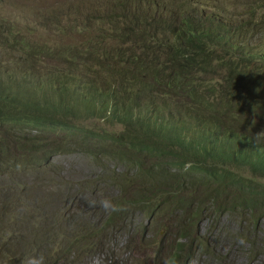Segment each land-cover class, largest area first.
<instances>
[{"label":"trees","instance_id":"1","mask_svg":"<svg viewBox=\"0 0 264 264\" xmlns=\"http://www.w3.org/2000/svg\"><path fill=\"white\" fill-rule=\"evenodd\" d=\"M159 1L117 0L102 18L111 27L87 40L76 63L60 50L63 66H38L34 56H44V43L24 37L15 41L27 68L0 63V178L34 173L32 187L46 189L53 180L42 175L61 180L53 156L80 150L100 166L85 189L113 188L109 199L127 209L104 211L99 223L85 222L82 233L71 230L57 245L54 264H86L83 255L93 251L105 255L98 264H117L115 233L133 225L137 213L146 221L130 234L141 240L143 223L159 226L171 215L179 242L170 245L176 252L168 258L181 264L192 247L204 248L196 228L202 217L243 214L254 228L264 216V141L254 139L264 130V13L257 12L263 0L234 16L194 6L184 12L182 1L171 12ZM12 28L0 29L4 48L9 35L18 34ZM79 118L120 130L87 129ZM32 187L16 183L5 195L27 198ZM17 217L30 237L42 236L51 247L52 228L34 229L32 218ZM14 237V251L24 254V236Z\"/></svg>","mask_w":264,"mask_h":264},{"label":"rangeland","instance_id":"2","mask_svg":"<svg viewBox=\"0 0 264 264\" xmlns=\"http://www.w3.org/2000/svg\"><path fill=\"white\" fill-rule=\"evenodd\" d=\"M116 1L0 0V29L4 30L12 26V31L18 32L17 35L13 34V37L9 35L6 48L0 40V63L8 67L11 63L12 65L17 63L27 68V62L19 48L21 44L15 41V39L21 41L23 37L31 44L44 43L42 48V51L46 50L44 56H34L37 65L39 62L51 67L63 66L64 62H59L62 56L58 54L60 50L63 54L64 52L67 54L66 59L72 56L73 62H78L80 52L85 50L84 44L87 40H96L95 35L99 30L111 27L108 20L102 18L106 13H110L109 8ZM176 1L185 3L184 12L187 9L193 10L194 6L196 9L203 8L206 13L219 10L229 16L236 15L238 10L249 11L257 7V0H160L159 3H167V9L172 12L176 9ZM262 5L263 7L257 8V12L264 13V0ZM249 34L250 31L246 35ZM2 38L4 37L0 35V39ZM33 71L40 72L41 69H33ZM77 121L84 128L99 132L120 130V127H112L99 119L79 118ZM52 162L60 167L61 180L55 173L42 175L44 179L53 180L46 189L32 187L36 178L34 173L28 176L0 178V264H20L19 257L25 254L41 256L47 254L45 264H54L57 245L59 247L68 239L69 236L66 235L71 230L82 233L85 230V222L86 226L94 225L104 216V210L99 207V202L105 198L109 199L115 194V190L103 187L105 190L93 194L91 190L85 189L100 172L97 161L89 153L75 150L54 155ZM242 172L248 174L247 171L242 170ZM259 180L264 181V178ZM16 183L23 187H32L27 198L16 197L13 200L6 197L5 193ZM30 197L31 199L26 201ZM92 203L96 206H91ZM17 216H23L22 221L32 218L34 229H42L45 232L47 228H52L54 239L50 243L51 247H48L47 240L42 236L30 237L31 233ZM205 217H202L196 225L199 235L203 237L204 248L192 247L189 251V253L193 252L192 257L185 264H264V216L255 222L254 228H251V222L243 214L230 216L228 213H223L213 219H205ZM171 218V215L163 216L159 226L155 221L151 222L150 226L143 223L145 231L141 240V234L135 232L130 234L136 229V225L139 226L146 221L140 213H137L133 225L130 224L115 233L111 247L116 263L120 264V260L130 253L131 264H136V257L141 264H161L171 252L175 255L176 251L170 245L179 242V239L177 240L172 232ZM87 231L90 229L87 228ZM17 235L24 236L22 243L29 247L24 254L17 247L14 251L18 241L14 236ZM143 237H146L147 241L143 240ZM159 242L162 243L158 254L156 248ZM134 243H138L139 246L132 251ZM186 244L183 245L185 249ZM103 258L105 255L93 251L86 252L82 260L86 264H98L99 261L104 260ZM178 264H181L180 258Z\"/></svg>","mask_w":264,"mask_h":264},{"label":"clouds","instance_id":"3","mask_svg":"<svg viewBox=\"0 0 264 264\" xmlns=\"http://www.w3.org/2000/svg\"><path fill=\"white\" fill-rule=\"evenodd\" d=\"M254 139L256 142L264 141V130H261L254 134ZM91 206L95 207L96 204L92 203ZM99 207H101L105 213H116L126 211V207L122 204H116L112 200L105 198L99 202ZM20 264H45V258L37 254H25L19 257ZM162 264H178L175 257H169L162 261Z\"/></svg>","mask_w":264,"mask_h":264}]
</instances>
